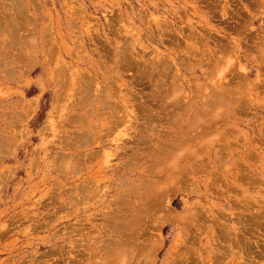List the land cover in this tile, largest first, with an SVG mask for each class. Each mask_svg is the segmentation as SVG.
<instances>
[{
	"label": "rangeland",
	"instance_id": "rangeland-1",
	"mask_svg": "<svg viewBox=\"0 0 264 264\" xmlns=\"http://www.w3.org/2000/svg\"><path fill=\"white\" fill-rule=\"evenodd\" d=\"M0 264H264V0H0Z\"/></svg>",
	"mask_w": 264,
	"mask_h": 264
},
{
	"label": "bare ground",
	"instance_id": "bare-ground-1",
	"mask_svg": "<svg viewBox=\"0 0 264 264\" xmlns=\"http://www.w3.org/2000/svg\"><path fill=\"white\" fill-rule=\"evenodd\" d=\"M246 25H247V24H246ZM247 26H248V25H247ZM241 32H242V31H241ZM241 32H239V33H241ZM253 40H254V39H253ZM225 44H226V43H225ZM200 61H201V60H200ZM261 81H262V80H261ZM222 84H223V83H222ZM227 93H228V92H225L224 90H221L219 93H216V95H215L216 100L214 99V97H213L214 95L212 94V95H213L212 98L215 100V101L213 100L212 103H215L216 105H219V104H220V105L225 104L226 102L224 103L223 101H225V99L227 100V97H228V96H227ZM168 102H169V101H168ZM171 103H172V106H173L174 104L176 105V103H174V102H171ZM221 103H222V104H221ZM207 104L210 105L209 103H207ZM211 105H213V104H211ZM169 106H170V105H169ZM182 106H183V105H182ZM222 106H223V105H222ZM180 107H181V106H180ZM176 111H177V110H176ZM173 112H175V111L173 110ZM173 112H172V113H173ZM172 113H171V115H172ZM105 114H106V113H105ZM169 114H170V113H169ZM214 114H215V113H214ZM112 115H113V114H112ZM116 117H117V116H116ZM208 117H209V116H208ZM208 117H207V118H208ZM116 119H117V120H115L114 122L117 124L118 118H116ZM204 119H205V118H204ZM210 119H211V117H210ZM121 120H123V119H121ZM106 121H107V120H106ZM173 121H174V120H173ZM119 123H120V119H119V121H118V124H119ZM121 123H122V121H121ZM113 125H114V123H113ZM193 125H194V124H193ZM118 126H119V125H118ZM146 127H147V126H146ZM187 127H188V126H187ZM153 128H154V127H153ZM191 128H192V126L189 128V130H191ZM111 129H112V127H111ZM187 129H188V128H187ZM189 130H188V132H189ZM202 130H203V132L205 131L204 129H202ZM206 130H207V129H206ZM208 131H209V130H208ZM199 132H200V131H199ZM165 133H166V132H165ZM183 133H184V132H183ZM205 134H206V131H205ZM166 135H167V134H166ZM183 135H184V134H183ZM185 135H186V133H185ZM189 135H190V133H189ZM200 135H201V132H200ZM181 136H182V135H181ZM197 136H198V135H197ZM201 136H203V134H202ZM165 137H166V136H165ZM183 137H184V138L182 139V146H183V143H184V145H185V144H187V143H189V142L194 141V138H193L192 136H191V137H190V136H183ZM205 139H206V138H205ZM173 140H174V138H173ZM177 140H178V139H177ZM178 141H179V140H178ZM204 141H205V140H204ZM141 144H142V143H141ZM166 146H168L169 149L164 151V152H165V156L168 155V154H166V152L169 153V155L171 156V155H172V152L175 151V150H174V149H175V146H176L175 140L169 142V145H166ZM178 146H179V145H178ZM180 146H181V145H180ZM180 146H179V147H180ZM182 146H181V147H182ZM179 149H180V148H179ZM186 150H187V149H186ZM151 151H152V150H151ZM171 151H172V152H171ZM162 153H163V152H162ZM174 154H175V153H174ZM138 155H139V154H138ZM138 155H137V157H138ZM132 156H133V155H132ZM163 156H164V155H163ZM165 156H164V157H165ZM185 156H186V155H185ZM185 156H184V157H185ZM137 157H136V158H137ZM166 157H167V156H166ZM184 157H183V158H184ZM167 158H168V157H167ZM167 158H165V159H167ZM171 158H172V157H170V160H172ZM175 158H176V157H173V160H174ZM137 160H138V159H137ZM176 161H177V160H176ZM159 163H160V162H159ZM176 165H177V163H176ZM193 166H194V165H193ZM175 167H176V166H175ZM171 169H172V168H171ZM171 169H170V170H171ZM170 170H169V171H170ZM162 173H163V172H162ZM160 174H161V173H160ZM160 174H159V175H160ZM152 176H153V175H152ZM162 176H163V175H162ZM215 176H216V175H215ZM169 180H170V179H169ZM171 180H172V179H171ZM149 182H150V181H149ZM154 191H156V190H154ZM153 201H154V204H155V201H159V199L156 200V198H154ZM143 206H144V208H145V206L147 207V206H149V205H145V203H144ZM152 206H153V202H152ZM145 212H147V210H146V211H145V210L142 211L141 214H143V213L145 214ZM130 213H131V212H130ZM137 213L140 214V212H137ZM141 214H140V215H141ZM151 214H152V213H151ZM121 216H122V215H121ZM121 216H120V217H121ZM124 216H125V215H124ZM126 217H127V216H126ZM123 219H124V218H123ZM133 219H134V218H133ZM171 219H172V218H171ZM174 220H175V219H174ZM173 222H174V221H173ZM130 224H131V223H130ZM131 225H132V224H131ZM129 226H130V225H129ZM122 227H123V226H122ZM124 228H125V227H124ZM131 228H132V227H131ZM221 229H222V228H221ZM127 250H128V249H127ZM119 258H120V257H119ZM132 259H133V258H132Z\"/></svg>",
	"mask_w": 264,
	"mask_h": 264
}]
</instances>
